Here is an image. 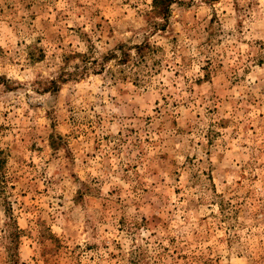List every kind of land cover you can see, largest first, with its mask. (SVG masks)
Returning a JSON list of instances; mask_svg holds the SVG:
<instances>
[{
  "label": "rangeland",
  "instance_id": "obj_1",
  "mask_svg": "<svg viewBox=\"0 0 264 264\" xmlns=\"http://www.w3.org/2000/svg\"><path fill=\"white\" fill-rule=\"evenodd\" d=\"M0 264H264V0H0Z\"/></svg>",
  "mask_w": 264,
  "mask_h": 264
},
{
  "label": "trees",
  "instance_id": "obj_2",
  "mask_svg": "<svg viewBox=\"0 0 264 264\" xmlns=\"http://www.w3.org/2000/svg\"><path fill=\"white\" fill-rule=\"evenodd\" d=\"M169 2H170V0H167V3L165 2V4H164V2H162L161 1V3L160 2H158L157 0H154V7H155V9H156V11L160 14H165V12H166V9L168 8V5H169Z\"/></svg>",
  "mask_w": 264,
  "mask_h": 264
}]
</instances>
